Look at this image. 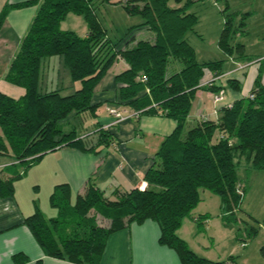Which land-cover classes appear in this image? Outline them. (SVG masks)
Instances as JSON below:
<instances>
[{"label": "trees", "instance_id": "obj_1", "mask_svg": "<svg viewBox=\"0 0 264 264\" xmlns=\"http://www.w3.org/2000/svg\"><path fill=\"white\" fill-rule=\"evenodd\" d=\"M173 1L174 5H169V0H40L3 77L22 87L24 93L12 98L0 92V154L12 160L0 168V198L11 197L13 182L46 152L60 146L96 152L110 140L108 131L91 121L98 107L91 96L96 83L118 59L127 67L114 76L119 84L115 103L137 114L161 115L175 122L143 174V189L114 188L104 195L89 178L82 192L74 195L66 182L55 184L47 197L55 211L50 217L34 203L33 211L21 223L43 255L71 264H99L110 233L150 219L158 225V243L172 249L179 264H239L234 255L224 260L201 257L176 234L182 219L190 216L200 201V189L219 196L224 226L242 222L248 235L256 234L257 229L237 215L246 191L238 168L244 162L248 172L264 169L261 74L249 92L253 98L241 97L221 107L218 119H201L185 127L205 70L219 77L224 60L199 62L185 38L198 21L188 8L202 0ZM35 2L5 1L0 8V26L10 9ZM97 2L118 4L127 15H139L141 22L112 40L95 15ZM228 9L224 0L218 45L226 55L250 61L244 45L235 40L237 32L243 31L247 13ZM69 12L82 16L84 35L60 28ZM143 27L151 32V39H135ZM50 56L60 57L70 79L78 83L71 93L40 88V62ZM234 82L228 81L230 85ZM203 87L214 93L221 88L214 81ZM84 116L98 127L95 139L77 132L86 121ZM70 119L75 123L69 124ZM67 124L68 128H63ZM207 218L205 214L194 219L201 224ZM11 259L15 264L29 261L21 252L12 254ZM30 264H40V259Z\"/></svg>", "mask_w": 264, "mask_h": 264}, {"label": "crops", "instance_id": "obj_2", "mask_svg": "<svg viewBox=\"0 0 264 264\" xmlns=\"http://www.w3.org/2000/svg\"><path fill=\"white\" fill-rule=\"evenodd\" d=\"M5 1L16 3L25 0H0V8ZM220 1L224 2V0H202L191 4L188 8L198 16L194 31L185 35L187 42L195 50L196 59L199 62L224 60L222 74L214 80V85L221 87L223 99L215 104L214 92L203 87L214 78L213 72L206 69L200 81L202 87L197 90L186 118L188 125L199 122L201 114L207 115L209 119H218L221 107L248 95L259 73L261 83L264 85V0H227L231 11L247 13L245 24L241 27L243 31H238L236 37H243L239 42L244 45L245 55L252 57L250 61H241L234 55H226L219 47L218 38L224 24L222 12L224 7L222 9L219 7ZM39 2L40 0H36L28 6L10 9L0 26V92L12 98L21 96L24 89L5 81L3 77ZM102 4L108 3H95V15V8ZM116 5L118 4H109V6ZM69 14L80 16L67 13L59 24L60 28L72 30L79 36L84 35L85 23L80 24L81 30L78 32L62 25ZM72 18L77 20V17ZM139 22L141 19H136L126 28L123 27V32L117 34V37H122L129 26ZM208 36L211 41L207 40ZM151 37V32L144 27L135 34V39H151ZM50 57L40 62V88H56L61 94L71 93L78 87V83L72 81L66 86L60 84L59 68L63 70L61 58H56V66H50ZM126 67L127 64L122 59L115 61L96 83L91 96L92 102L98 103L97 115L91 121H95L98 127L107 130L110 140L97 148L96 152L80 151L67 146L46 152L13 182L12 196L0 198V264H15L11 256L16 252H21L28 258L29 261L24 264H30L36 259H40V264H71L43 255L28 229L21 223L22 219L34 209L33 199L26 190L28 184L39 181V186L42 185L45 193L49 194L55 184L66 182L71 189V195H74L82 192L86 181L90 178L104 195H108L114 188L128 190L144 182V172L153 162L155 152L163 138L174 129L175 122L161 115L137 114L131 108L115 103L119 84L114 76ZM231 79L235 80L232 85L228 83ZM237 86L239 89L236 88ZM108 107H115L120 111L121 117L118 121H113V116L107 111ZM91 126V129L79 135H91L92 139H95L94 131L98 127L94 128L93 123ZM11 161L10 157L0 154V168ZM22 188L23 196L18 193ZM49 209L50 216L54 215V209L50 207ZM207 219L203 220V223H206ZM180 228L181 226L176 233L185 241L180 234ZM158 235V225L150 219L118 229L107 237L99 264H179L175 252L158 243ZM241 246L245 248L247 242L242 240ZM262 249L264 253V248Z\"/></svg>", "mask_w": 264, "mask_h": 264}, {"label": "rangeland", "instance_id": "obj_3", "mask_svg": "<svg viewBox=\"0 0 264 264\" xmlns=\"http://www.w3.org/2000/svg\"><path fill=\"white\" fill-rule=\"evenodd\" d=\"M168 3L169 5L175 4L173 0H169ZM219 7L221 9L224 7L223 1H220ZM95 11L99 22H101L106 30L107 36L112 40L118 39L117 34L123 32V27L126 28L134 20L141 19L139 15L127 16L118 5L109 6V4H102L96 7ZM229 11L231 10L228 9ZM72 17H77V20H73ZM80 24L84 25L82 17L73 16L72 14L67 15L66 19L62 22L65 28H71L77 32L81 30ZM242 39L243 37L235 38L236 41ZM207 40L211 41L209 36ZM194 44H196L195 41ZM57 57H50V66H56ZM175 63L177 64V62ZM62 67L63 70L59 68V82L63 86H66L72 80L69 77L68 70L64 66ZM85 120L82 128L77 130L79 134L92 128L89 118H85ZM73 123L75 121L70 119L69 124ZM68 126L67 124L63 128L67 129ZM187 126L188 124L186 123L185 127ZM242 163L238 168V177L244 184L246 191L242 198L240 209L237 210V215L239 218L245 220L248 225L256 228V234L252 236L248 235L242 226V222L234 225L232 228L224 226L221 218L220 198L206 189H200V201L190 211V216L182 219L180 234L185 239L188 248L201 257L210 260H224L230 255H234L237 257L239 264H264V253L262 251V248H264V169H255L248 172L245 170L244 162ZM26 190L30 193V198L33 199L36 206L41 209L42 214L45 217H50L51 211L47 204L48 193H45L42 185L39 186V181L28 184ZM23 192V188L18 191L21 196L24 195ZM205 214L208 215L206 223L198 224L192 219ZM98 222L103 223L102 221ZM241 239L247 242L245 248L241 246Z\"/></svg>", "mask_w": 264, "mask_h": 264}, {"label": "built area", "instance_id": "obj_4", "mask_svg": "<svg viewBox=\"0 0 264 264\" xmlns=\"http://www.w3.org/2000/svg\"><path fill=\"white\" fill-rule=\"evenodd\" d=\"M145 78H142V80H144ZM216 78H211L209 81H208V84H211L212 81H214ZM250 98H253V95L248 93V95ZM223 98V92L222 90H219L217 92H215L214 96H213V102L215 104L219 103ZM107 111L113 116V121L116 122L118 121V119L121 117V113L120 111L117 110V108L115 107H108ZM136 113V112H135ZM201 119L205 120V119H208V116L205 115V114H201ZM146 186V184L143 182L141 183L137 188L139 189H143L144 187Z\"/></svg>", "mask_w": 264, "mask_h": 264}]
</instances>
